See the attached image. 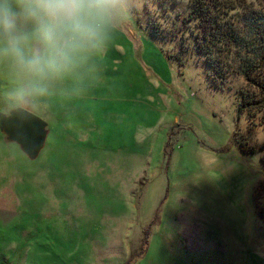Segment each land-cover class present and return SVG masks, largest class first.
Here are the masks:
<instances>
[{"label":"rangeland","instance_id":"374dc122","mask_svg":"<svg viewBox=\"0 0 264 264\" xmlns=\"http://www.w3.org/2000/svg\"><path fill=\"white\" fill-rule=\"evenodd\" d=\"M191 8L116 0L48 72L40 154L0 130V264H264V107L237 120V54Z\"/></svg>","mask_w":264,"mask_h":264},{"label":"clouds","instance_id":"9594fccd","mask_svg":"<svg viewBox=\"0 0 264 264\" xmlns=\"http://www.w3.org/2000/svg\"><path fill=\"white\" fill-rule=\"evenodd\" d=\"M23 13L32 18H46L39 29V39L45 48H55L56 55L40 51L26 56L24 37L16 33L18 13L12 11L8 0H0V55L11 57L18 66L38 77H45L57 66L71 60L75 51L94 34V24L104 20L116 0H17ZM44 91L43 87L37 89ZM24 93H21V98Z\"/></svg>","mask_w":264,"mask_h":264},{"label":"trees","instance_id":"16d2710c","mask_svg":"<svg viewBox=\"0 0 264 264\" xmlns=\"http://www.w3.org/2000/svg\"><path fill=\"white\" fill-rule=\"evenodd\" d=\"M192 18L203 22L212 31L214 42L207 43L205 52L212 55L218 41L233 48L239 61L238 70L246 86L236 118L245 109L264 107V2L246 0H191ZM234 13L228 15L230 11ZM223 39V40H222ZM223 47V45H222ZM224 48V47H223ZM251 151V150H249ZM252 152V151H251ZM264 165V156L261 158Z\"/></svg>","mask_w":264,"mask_h":264},{"label":"crops","instance_id":"0c3cea01","mask_svg":"<svg viewBox=\"0 0 264 264\" xmlns=\"http://www.w3.org/2000/svg\"><path fill=\"white\" fill-rule=\"evenodd\" d=\"M8 5L12 9V11L18 13L16 18V33L21 37L25 38L23 40V45H22L24 48L26 46V43L30 44L28 43V38L31 37L33 31L40 28L42 23L40 21H37L36 26L33 28L32 25L33 18L23 13L22 6L19 3H17V0H8ZM41 50H42V44H40V42H38L35 39L33 44L30 45V51L34 53L37 51L41 52ZM0 76H17L18 79L23 80V83L19 84L18 86L15 85V82L13 81L14 87L11 88L10 91L8 92L6 91V85L1 83L0 80V113L8 114L12 109L17 107H22L32 113H34L33 109H37L39 111L45 108L44 106H42L41 103H42V99L44 98L45 95H47V91H48L47 89L48 73L43 79L40 77L41 80L38 82L40 84L29 85L28 83L29 76H35V75H32L22 70L11 57L7 56L6 59H4L3 56L0 55ZM40 87L44 88L43 91L44 93L37 90ZM70 88L71 87L67 85V89L69 90ZM21 93H24L22 98H21ZM66 95L69 94L66 93ZM52 96L55 95L52 94L49 95L48 97L52 98ZM62 105L63 103L60 104V102L55 101L53 107L54 109H57L61 106L62 109ZM68 124L71 125L70 122ZM46 130H47V134H46V138H47L49 132L47 126H46ZM46 138H45V142H46Z\"/></svg>","mask_w":264,"mask_h":264},{"label":"water","instance_id":"95a60500","mask_svg":"<svg viewBox=\"0 0 264 264\" xmlns=\"http://www.w3.org/2000/svg\"><path fill=\"white\" fill-rule=\"evenodd\" d=\"M47 123L34 113L17 107L9 114L0 113V130L20 145L30 158H35L44 146Z\"/></svg>","mask_w":264,"mask_h":264}]
</instances>
